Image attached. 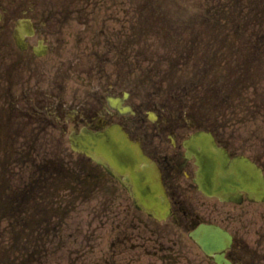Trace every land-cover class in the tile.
<instances>
[{
  "label": "flooded vegetation",
  "instance_id": "1",
  "mask_svg": "<svg viewBox=\"0 0 264 264\" xmlns=\"http://www.w3.org/2000/svg\"><path fill=\"white\" fill-rule=\"evenodd\" d=\"M119 2L0 0V264H46L52 255L56 264H77L78 242L72 232L66 238L67 222L105 184L112 193L103 195L107 208L94 213L89 232L110 224L119 232L135 228L144 213L130 194L62 139L112 124L121 125L155 163L172 207L165 222L146 215L157 231L155 239L130 245L139 264H264V200L251 202L242 192L241 203L224 202L204 193L196 183L197 161L184 146L198 131L211 133L233 159L250 161L264 178V48L252 50L257 58L238 74L236 64L226 67L220 43L214 113L198 106L175 112L164 101L152 106L138 89L136 66L127 79L123 67L93 61L101 53L116 54L101 41L110 34L120 47L133 36V49L140 50L141 17L129 18L132 27L117 15L126 6L140 8L141 0H122L126 6L116 11ZM259 40L264 34L253 38ZM124 195L132 205H125ZM201 227L215 228L228 240L207 254L192 238ZM169 230L180 233L181 241L168 240ZM128 235L120 241L125 248L133 237ZM67 246L73 248L69 253Z\"/></svg>",
  "mask_w": 264,
  "mask_h": 264
},
{
  "label": "rangeland",
  "instance_id": "2",
  "mask_svg": "<svg viewBox=\"0 0 264 264\" xmlns=\"http://www.w3.org/2000/svg\"><path fill=\"white\" fill-rule=\"evenodd\" d=\"M251 1L259 2L252 5ZM263 5L264 0H141L140 8H132L126 6L120 0L116 11H119L121 7H126L124 14H118L117 16H120V20L123 16L125 17L126 26L131 25L134 27V23L129 22V18L134 22L141 17L140 50L137 53V48L133 49V36H130L129 39H122L125 40V46L120 47L119 38L110 34L105 39L102 38L101 41L115 48L114 52L117 55L107 52L101 53L99 54L100 56H95L93 61L107 63L109 66L123 67L125 74H128L126 75L127 79L133 76L131 72L136 66L141 72L138 89L146 99L145 103L159 105L160 102L164 101L170 106H175V112L181 110V112H191L188 111V108L194 104L189 101L191 97L197 93L206 95L214 87L215 81L213 82V79L217 80V66L216 68L213 67L216 72L214 74L211 73L212 75L210 74L213 76L211 79L210 75H207L208 82H199L197 84L195 80H192L190 85L194 84L193 87L198 86V88L179 95L175 88L179 87L177 85L182 84L183 80L187 81L186 74L172 77V70L164 69V65L161 62L165 59H171L173 54H179L186 50L183 48L187 47V49L192 50L196 46L194 52L196 58H203L211 62L220 43H222V46L226 49L225 52L223 51L224 58H226V67H229L231 62L232 66L236 64L238 74L246 72L249 68L248 62L257 58L255 53H252V50L264 48V41H253V38H259L264 34ZM154 19H156L157 23H155ZM223 21L236 22L238 29L236 30L233 24L226 26ZM115 26V24H109L113 31ZM243 27L244 29L247 28V30L243 31ZM170 28L173 35L171 36L172 42L177 48L172 51H162L161 48L171 47L169 37L164 36V29L167 32ZM252 34L257 35L254 36ZM161 36L166 37L168 40H160L159 37ZM118 47H120L119 50ZM234 55H236L235 58H233ZM162 57L164 59L160 62ZM150 59L154 62H159L157 65L152 66L157 67L160 65L161 68H157V71L151 68L146 69L147 63L151 62L147 60ZM140 60H142V67H137V61ZM94 63L96 62L94 61ZM193 65L194 68L201 66L200 63L197 65L192 63L191 66ZM208 68H212V66ZM260 70L262 71V68ZM186 95L189 97H185ZM241 95L243 97L247 96L246 85L243 86ZM183 100L186 102H183ZM180 103L186 104V107L184 105L186 110L181 108ZM62 139H64L66 148H69L68 138L64 137ZM69 154L67 155L70 156ZM71 158L78 161L83 159L82 156L76 155H72ZM83 160L85 161V159ZM98 193L101 194L93 196L91 201L81 205L77 210L76 217H72L67 222L66 238L69 240L70 232H72L74 233L72 241L77 240L78 242V246L74 248L78 253L77 264H139L137 252L130 245L139 242L140 239H155L157 224L142 214L140 221L134 225L135 228H130L131 231L119 232L115 225L110 224L94 233L89 232L88 228L92 227L89 221L95 217L94 213L96 211L100 212L103 207L107 208L103 195L112 193V191L105 184ZM126 196H123L126 199L125 205H132V201ZM100 225L101 223L96 221L93 226L98 228ZM131 232L133 237L129 239L128 248H125V246L120 244V241L124 236H129L128 234ZM168 240L181 241V234L169 230ZM113 244L117 246H113ZM54 248L52 246L51 250L53 251ZM71 249L73 248L67 246L64 250L69 253ZM68 257V254L63 256V262H68ZM146 261L147 259L144 258V262ZM56 262L57 260L52 255L46 264H56Z\"/></svg>",
  "mask_w": 264,
  "mask_h": 264
},
{
  "label": "water",
  "instance_id": "3",
  "mask_svg": "<svg viewBox=\"0 0 264 264\" xmlns=\"http://www.w3.org/2000/svg\"><path fill=\"white\" fill-rule=\"evenodd\" d=\"M70 142L74 149L86 153L119 179L133 194L138 209L158 220L170 215L171 206L154 166L119 126L106 132L83 131L72 136ZM185 145L198 160L199 183L209 195L235 201L240 191L259 197L264 194L259 175L241 160L231 161L211 135L198 133Z\"/></svg>",
  "mask_w": 264,
  "mask_h": 264
}]
</instances>
